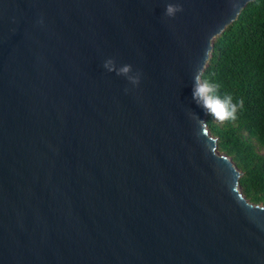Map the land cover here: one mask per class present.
<instances>
[{
  "label": "water",
  "instance_id": "obj_1",
  "mask_svg": "<svg viewBox=\"0 0 264 264\" xmlns=\"http://www.w3.org/2000/svg\"><path fill=\"white\" fill-rule=\"evenodd\" d=\"M252 1L0 0V264H264V205L192 98Z\"/></svg>",
  "mask_w": 264,
  "mask_h": 264
},
{
  "label": "trees",
  "instance_id": "obj_2",
  "mask_svg": "<svg viewBox=\"0 0 264 264\" xmlns=\"http://www.w3.org/2000/svg\"><path fill=\"white\" fill-rule=\"evenodd\" d=\"M203 73L221 86V95L244 100L235 121L220 123L208 113L205 121L218 151L242 172V194L264 205V0L249 2L213 40Z\"/></svg>",
  "mask_w": 264,
  "mask_h": 264
},
{
  "label": "clouds",
  "instance_id": "obj_3",
  "mask_svg": "<svg viewBox=\"0 0 264 264\" xmlns=\"http://www.w3.org/2000/svg\"><path fill=\"white\" fill-rule=\"evenodd\" d=\"M183 11V4L176 2L167 3L165 7L164 15L169 18H174L178 12ZM103 67L109 72H115L118 76H123L127 81L138 87L141 83L142 72L136 70L133 72L132 64H123L117 67V61L115 57H110L104 61ZM220 85L213 82L209 77H206L202 70H199L193 77V92L192 98L195 103L210 114L214 120L224 123L227 121H235L238 118V112L244 108V100L241 98L234 101L232 94H220ZM129 91V89H125ZM194 118L197 120L200 128L206 130L208 121L200 119V117L194 113ZM199 134V133H198Z\"/></svg>",
  "mask_w": 264,
  "mask_h": 264
}]
</instances>
